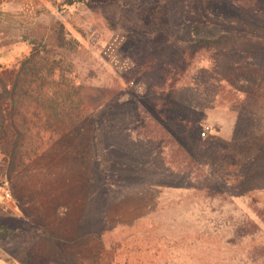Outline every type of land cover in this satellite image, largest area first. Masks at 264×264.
<instances>
[{
    "label": "rangeland",
    "instance_id": "1",
    "mask_svg": "<svg viewBox=\"0 0 264 264\" xmlns=\"http://www.w3.org/2000/svg\"><path fill=\"white\" fill-rule=\"evenodd\" d=\"M239 1L0 8V65L62 27L86 109L0 177V264H264V6Z\"/></svg>",
    "mask_w": 264,
    "mask_h": 264
},
{
    "label": "trees",
    "instance_id": "2",
    "mask_svg": "<svg viewBox=\"0 0 264 264\" xmlns=\"http://www.w3.org/2000/svg\"><path fill=\"white\" fill-rule=\"evenodd\" d=\"M242 8L257 12L264 0H240ZM48 40H32L30 54L17 66L0 65V152L4 156L0 177L10 181L49 143L59 140L85 116L79 87L63 81L56 72L61 58L56 48L70 44L63 28ZM51 41V42H50ZM42 42V43H41ZM61 57V55H59ZM62 79V78H61ZM98 161L105 159L99 147Z\"/></svg>",
    "mask_w": 264,
    "mask_h": 264
},
{
    "label": "crops",
    "instance_id": "3",
    "mask_svg": "<svg viewBox=\"0 0 264 264\" xmlns=\"http://www.w3.org/2000/svg\"><path fill=\"white\" fill-rule=\"evenodd\" d=\"M36 0H0V8H5V10H18L24 9L25 5L29 3L35 4Z\"/></svg>",
    "mask_w": 264,
    "mask_h": 264
},
{
    "label": "built area",
    "instance_id": "4",
    "mask_svg": "<svg viewBox=\"0 0 264 264\" xmlns=\"http://www.w3.org/2000/svg\"><path fill=\"white\" fill-rule=\"evenodd\" d=\"M207 131H208V127H205V128L202 130V135H206Z\"/></svg>",
    "mask_w": 264,
    "mask_h": 264
}]
</instances>
